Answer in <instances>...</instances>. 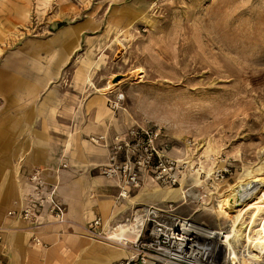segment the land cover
<instances>
[{"label": "rangeland", "instance_id": "obj_1", "mask_svg": "<svg viewBox=\"0 0 264 264\" xmlns=\"http://www.w3.org/2000/svg\"><path fill=\"white\" fill-rule=\"evenodd\" d=\"M66 29L73 38L61 44ZM20 59L46 68L61 62L43 96L60 99L64 130L93 119L95 90L115 78L102 93L112 120H103L161 129L173 146L169 156L185 166L173 187L182 193L164 200L161 194L136 209L179 205L185 188L199 184L205 198L177 213L206 227L227 225L226 233L231 221L218 210L224 194L248 183L258 189L240 207L264 199V0H0V66ZM82 63L95 90L79 76ZM170 189L156 185L144 193Z\"/></svg>", "mask_w": 264, "mask_h": 264}, {"label": "crops", "instance_id": "obj_2", "mask_svg": "<svg viewBox=\"0 0 264 264\" xmlns=\"http://www.w3.org/2000/svg\"><path fill=\"white\" fill-rule=\"evenodd\" d=\"M60 36L61 44L73 38L70 29L61 31ZM49 64L46 68L39 60L20 59L0 66V227L6 230L0 243V264H114L128 258V253L87 238L85 224L99 217L106 231L120 224L136 205L148 202L149 195L157 193L160 198L162 194L163 200L168 199L169 194L163 193L172 189L145 194L148 187L134 198L118 197L117 183L98 173L107 162V150L89 138L111 137L128 126H110L103 120H112L105 104L109 100L92 87L98 103L93 119L69 122L62 129L60 99L54 92L43 96L62 64ZM57 129L68 133L62 135ZM62 163L69 169L51 173ZM33 168L48 170L46 178L56 185L58 198L67 208L66 224L35 230L7 216L8 211L18 209L25 191L23 177ZM33 236L42 246L31 242Z\"/></svg>", "mask_w": 264, "mask_h": 264}, {"label": "built area", "instance_id": "obj_3", "mask_svg": "<svg viewBox=\"0 0 264 264\" xmlns=\"http://www.w3.org/2000/svg\"><path fill=\"white\" fill-rule=\"evenodd\" d=\"M116 106L113 104L112 108L116 109ZM89 141L106 148L107 162L98 168V173L104 179L117 183L118 197L122 200L148 186L157 185L167 189L180 186L183 181L182 170L185 166L169 156L173 146L164 138L161 129L154 125H133L111 137L91 136ZM66 168L67 164L62 163L51 173L59 174V171ZM47 172V169L33 168L24 175L25 191L17 204L18 209L8 211V217L26 223L35 230L52 224L62 226L67 223V208L58 198L56 185L48 182ZM196 173L197 176L200 175ZM225 173V169L218 171L216 177L222 178ZM197 186L185 188L179 205H174L176 202H166L161 207L141 206L138 209L142 222L140 233L134 242H126L133 257L123 259L119 264H223V248L217 247L211 257H206L192 247L195 237L191 235V231H194L192 227L197 225L204 228L203 223L177 213L178 207L201 202L205 198L202 186ZM130 220H133L131 215L126 216L122 222ZM218 225L225 232L227 225L219 223L205 229L218 228ZM112 227L110 228L113 229ZM84 228L89 236L121 243L107 239L108 235L99 217L85 224ZM5 231L0 227V243ZM31 242L35 246H42L34 236ZM124 243L123 241L122 244ZM127 245L124 247H128Z\"/></svg>", "mask_w": 264, "mask_h": 264}, {"label": "bare ground", "instance_id": "obj_4", "mask_svg": "<svg viewBox=\"0 0 264 264\" xmlns=\"http://www.w3.org/2000/svg\"><path fill=\"white\" fill-rule=\"evenodd\" d=\"M81 66L80 78L93 87L87 76L88 65L82 63ZM112 86H114L113 83H108L97 89V92L103 93ZM257 189L251 188L247 183L235 186L230 192L224 194L219 202L218 210L221 215L228 216L231 221V225L227 227L228 231L223 233L222 228L205 229L206 226L202 228L196 225L192 227L194 231H191V235L195 236L192 247L206 257H211L217 247L223 248L225 251L223 264H264V217H262L264 215L260 217L261 212H264V199L240 207V204L246 203V200L254 196ZM181 193L180 188H172L169 197L175 199ZM152 198L158 199L159 196L158 194L149 195L148 201ZM249 211L250 213L247 214ZM245 215L248 216L247 219L244 218ZM131 217L133 220L127 223L121 222L113 229L108 228L107 239L119 241L121 243L117 245L122 246H126L128 241L134 242L142 226L138 209H133ZM83 231L85 232V228ZM123 241L124 244H122ZM126 252L128 257H133L132 251Z\"/></svg>", "mask_w": 264, "mask_h": 264}, {"label": "water", "instance_id": "obj_5", "mask_svg": "<svg viewBox=\"0 0 264 264\" xmlns=\"http://www.w3.org/2000/svg\"><path fill=\"white\" fill-rule=\"evenodd\" d=\"M118 81V78L113 79V83H116Z\"/></svg>", "mask_w": 264, "mask_h": 264}]
</instances>
